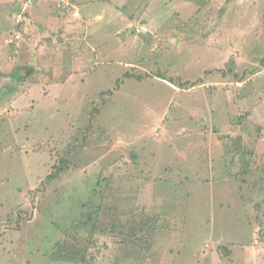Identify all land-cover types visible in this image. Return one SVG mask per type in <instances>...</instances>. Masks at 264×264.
<instances>
[{
	"label": "rangeland",
	"instance_id": "1",
	"mask_svg": "<svg viewBox=\"0 0 264 264\" xmlns=\"http://www.w3.org/2000/svg\"><path fill=\"white\" fill-rule=\"evenodd\" d=\"M24 1L0 0V264H74L73 237L85 264H264V0Z\"/></svg>",
	"mask_w": 264,
	"mask_h": 264
},
{
	"label": "trees",
	"instance_id": "2",
	"mask_svg": "<svg viewBox=\"0 0 264 264\" xmlns=\"http://www.w3.org/2000/svg\"><path fill=\"white\" fill-rule=\"evenodd\" d=\"M24 2H30L31 3V0H25ZM21 9L19 8L20 12H21ZM18 26L19 27L15 31L16 33L20 32L21 22L18 23ZM135 69L136 68L133 69V72H136V73L135 74L134 73L133 74L129 73L127 75L128 78L142 80L145 76H148V74H145V73H141L142 75H137L139 71H137ZM227 139H228V137H227ZM234 152L235 153L244 152V149H243V151L235 149ZM64 168H65L64 164H61V167L58 168V172H56V174L54 176H51L50 179H54V178L56 179L58 176H60L62 174V172H64V170H65ZM105 182L107 183L108 181H105ZM99 184H101V186H99V187L102 190L103 189L102 187H104L105 183H103V181H101ZM98 193L101 194L102 192L99 191L98 189H95L94 192L92 193V198L95 199V197L98 196ZM94 205H96V204H94ZM23 221H24V219H17L16 223L18 225H21V223ZM7 222L11 226L14 225V220L11 218V216L8 217ZM4 224H5L4 222L0 221V228L3 227ZM82 225H83V222H81V225L80 224L78 225L80 227L79 229L82 228ZM73 226L74 227H72L73 229H71V230L72 231L77 230V224H75ZM143 229H144L143 226L135 227V228L131 229L133 231L134 239H140V238H138V231L143 230ZM66 230H69V229H66ZM157 230H158V227H157V225L155 223L153 225V227L150 228V232L154 233V232H157ZM72 231H70V233H68V235H71ZM67 232H69V231H66V233ZM72 240L75 241V244H73L72 246H69V245L65 244V242H64V244L67 245V246H64V248H63L61 243H57L58 245H57V247H55V249L59 250V254L58 255H59L60 258H58V260L59 261H63V262H67V261L74 262V264H85L87 262V260H86V256L87 255L86 254L89 251L88 250V248H89L88 245L91 244V243H88L89 241L86 242V243L80 242L81 238H78V237H73ZM136 241H138V240H136ZM79 249H80V251H79ZM77 253H80V255H82L81 258L75 257V255H77Z\"/></svg>",
	"mask_w": 264,
	"mask_h": 264
},
{
	"label": "built area",
	"instance_id": "3",
	"mask_svg": "<svg viewBox=\"0 0 264 264\" xmlns=\"http://www.w3.org/2000/svg\"><path fill=\"white\" fill-rule=\"evenodd\" d=\"M19 38H20L19 36L16 37V39H19Z\"/></svg>",
	"mask_w": 264,
	"mask_h": 264
}]
</instances>
